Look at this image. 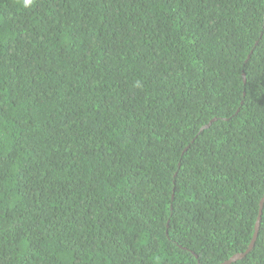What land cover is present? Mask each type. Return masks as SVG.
<instances>
[{"label":"trees","instance_id":"16d2710c","mask_svg":"<svg viewBox=\"0 0 264 264\" xmlns=\"http://www.w3.org/2000/svg\"><path fill=\"white\" fill-rule=\"evenodd\" d=\"M263 196L264 0H0V264H222Z\"/></svg>","mask_w":264,"mask_h":264},{"label":"water","instance_id":"95a60500","mask_svg":"<svg viewBox=\"0 0 264 264\" xmlns=\"http://www.w3.org/2000/svg\"><path fill=\"white\" fill-rule=\"evenodd\" d=\"M212 121H210L208 126L211 124ZM263 205H264V196L262 197V199L259 202L258 216L256 218V222H255V225H254V234H253L252 241H251L250 245L248 246V249L244 253H240V254H236V255L232 256L231 258H229L227 261L223 262L222 264H231L233 262L241 260L253 248L255 240H256V237H257V234H258V230H259V225H260V221H261Z\"/></svg>","mask_w":264,"mask_h":264},{"label":"clouds","instance_id":"9594fccd","mask_svg":"<svg viewBox=\"0 0 264 264\" xmlns=\"http://www.w3.org/2000/svg\"><path fill=\"white\" fill-rule=\"evenodd\" d=\"M31 4H32V0H23L24 7H28Z\"/></svg>","mask_w":264,"mask_h":264}]
</instances>
